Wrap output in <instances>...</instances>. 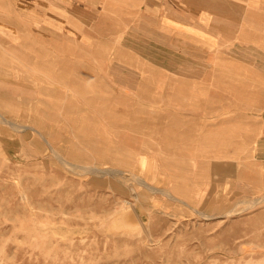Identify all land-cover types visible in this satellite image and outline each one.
Returning <instances> with one entry per match:
<instances>
[{
  "label": "crops",
  "instance_id": "0c3cea01",
  "mask_svg": "<svg viewBox=\"0 0 264 264\" xmlns=\"http://www.w3.org/2000/svg\"><path fill=\"white\" fill-rule=\"evenodd\" d=\"M0 103L182 204L264 187V0H0Z\"/></svg>",
  "mask_w": 264,
  "mask_h": 264
},
{
  "label": "rangeland",
  "instance_id": "374dc122",
  "mask_svg": "<svg viewBox=\"0 0 264 264\" xmlns=\"http://www.w3.org/2000/svg\"><path fill=\"white\" fill-rule=\"evenodd\" d=\"M20 111L0 106V264H264V187L182 204Z\"/></svg>",
  "mask_w": 264,
  "mask_h": 264
}]
</instances>
